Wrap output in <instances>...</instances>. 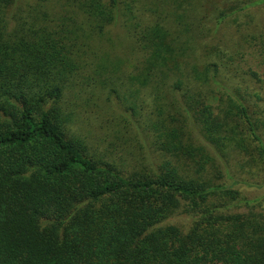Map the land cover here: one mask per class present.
Instances as JSON below:
<instances>
[{
	"label": "trees",
	"instance_id": "obj_1",
	"mask_svg": "<svg viewBox=\"0 0 264 264\" xmlns=\"http://www.w3.org/2000/svg\"><path fill=\"white\" fill-rule=\"evenodd\" d=\"M238 37L264 49V0H0V264H264Z\"/></svg>",
	"mask_w": 264,
	"mask_h": 264
},
{
	"label": "rangeland",
	"instance_id": "obj_2",
	"mask_svg": "<svg viewBox=\"0 0 264 264\" xmlns=\"http://www.w3.org/2000/svg\"><path fill=\"white\" fill-rule=\"evenodd\" d=\"M114 32L121 33L122 30L120 27H115L113 29ZM236 34H235V28L232 26H229L226 28L224 33V40H229L233 38V41H236ZM240 37H238V41L240 42L241 48L244 52V62L243 65L246 68H250L251 70L256 71L258 74L261 82L258 84H254L251 80L247 82L249 84L250 88H253L254 90L258 91L260 95L263 97V102H261L264 105V49L260 47L253 46L249 44L247 41H243ZM232 43V42H231ZM230 44V42H229ZM103 97V96H102ZM72 100H74L72 98ZM96 100V99H94ZM77 101V100H75ZM100 102L98 101V104L100 105ZM102 108V105H101ZM98 109L96 106H92L90 108H83L85 111H88L87 113L82 114V126L84 128H89L92 131V135H100L105 131V129H101L100 125L103 123V127H108L109 124L105 121H108L116 116V114L120 113L117 111V109L120 111L119 108L116 107V105L113 103L110 105L107 109ZM84 118V119H83ZM99 122V123H98ZM89 124L90 125L89 127ZM99 124V126H97ZM229 170L232 174V177L234 180L238 181V184L236 187L242 191V193L248 197V198H257L264 194V172L263 171H256L251 173H246L239 171L237 164L235 163V160L230 161ZM248 174H253L248 176ZM241 179L247 180V182H250L246 184L243 181H240ZM239 211H246L247 207H242L238 209ZM169 222L176 223L179 225H182L186 227L188 225V220L185 216L174 214L169 219Z\"/></svg>",
	"mask_w": 264,
	"mask_h": 264
}]
</instances>
